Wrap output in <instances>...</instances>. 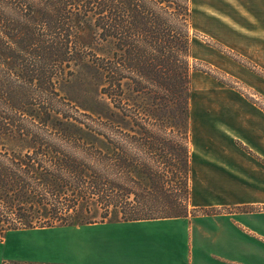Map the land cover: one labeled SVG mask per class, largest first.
I'll return each instance as SVG.
<instances>
[{
	"label": "trees",
	"instance_id": "16d2710c",
	"mask_svg": "<svg viewBox=\"0 0 264 264\" xmlns=\"http://www.w3.org/2000/svg\"><path fill=\"white\" fill-rule=\"evenodd\" d=\"M190 3L0 0V242L188 217Z\"/></svg>",
	"mask_w": 264,
	"mask_h": 264
},
{
	"label": "rangeland",
	"instance_id": "374dc122",
	"mask_svg": "<svg viewBox=\"0 0 264 264\" xmlns=\"http://www.w3.org/2000/svg\"><path fill=\"white\" fill-rule=\"evenodd\" d=\"M190 7L192 171L188 217L233 214L238 218L246 214L252 218L253 226H261L263 220L257 216L264 214L263 205L204 207L198 204L208 199L202 159L213 151L245 148L250 152L251 147L261 145V135H264V0H191ZM87 33L89 35L90 31ZM88 35L85 39L91 41ZM98 44L96 41L94 46L100 48ZM72 85L69 91L63 92L65 97L73 101V105L95 110L97 105L91 98L97 94L91 91V98L80 97L77 93L80 81L76 79ZM247 138L257 143H246ZM98 224L102 223L11 232L0 242V264L11 261L65 264L70 251H76L85 238L84 230ZM247 240L239 258L241 264H264V237L248 231Z\"/></svg>",
	"mask_w": 264,
	"mask_h": 264
},
{
	"label": "crops",
	"instance_id": "0c3cea01",
	"mask_svg": "<svg viewBox=\"0 0 264 264\" xmlns=\"http://www.w3.org/2000/svg\"><path fill=\"white\" fill-rule=\"evenodd\" d=\"M261 138L250 152L213 151L202 159L208 199L199 206H264ZM258 218L261 226L246 214L102 223L84 230V241L65 264H241L248 231L264 237V214Z\"/></svg>",
	"mask_w": 264,
	"mask_h": 264
}]
</instances>
